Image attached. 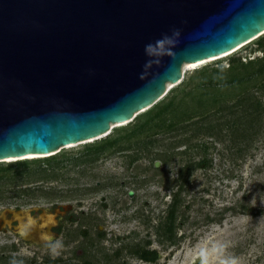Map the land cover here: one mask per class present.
<instances>
[{
	"label": "rangeland",
	"instance_id": "rangeland-1",
	"mask_svg": "<svg viewBox=\"0 0 264 264\" xmlns=\"http://www.w3.org/2000/svg\"><path fill=\"white\" fill-rule=\"evenodd\" d=\"M258 38L187 68L166 96L165 124L114 129L52 159L0 162V212L70 206L53 238L58 254L1 246L16 240L0 234V264H143L147 248L153 264H264V71L235 82L259 67ZM206 80L223 83L200 86ZM200 123L213 130L196 131ZM201 159L204 168L195 167Z\"/></svg>",
	"mask_w": 264,
	"mask_h": 264
},
{
	"label": "water",
	"instance_id": "water-1",
	"mask_svg": "<svg viewBox=\"0 0 264 264\" xmlns=\"http://www.w3.org/2000/svg\"><path fill=\"white\" fill-rule=\"evenodd\" d=\"M263 34L264 0H0V160L97 139L158 102L184 63ZM69 208H7L0 221L45 245Z\"/></svg>",
	"mask_w": 264,
	"mask_h": 264
},
{
	"label": "trees",
	"instance_id": "trees-1",
	"mask_svg": "<svg viewBox=\"0 0 264 264\" xmlns=\"http://www.w3.org/2000/svg\"><path fill=\"white\" fill-rule=\"evenodd\" d=\"M263 39H264V36L258 38L257 43L261 44ZM229 61H230V65H229V68L228 69L229 70H232V72H233L235 70L234 63L237 61V59L234 58V57H230ZM259 61H260V63H258L259 64V67L256 70L253 68V65L256 64L257 62L255 60H253V59L248 60L247 62H245L246 64H242L244 66V70L251 69V68H253L254 70L253 69L247 70V72H246L247 74L245 76L243 75V76H240L239 78L235 79V82L236 83L237 82H243L246 79H248L249 77L253 76L255 73L258 74V73H261L262 71H264V55L262 56V58H260ZM222 83L223 82L221 80H219V81L206 80V81L201 82L200 86L203 85L205 87V85H207V86L208 85H212V84L213 85L214 84L215 85H219V84H222ZM180 84L183 85L182 82ZM175 87H173L172 89H170L169 92H171L173 89L174 90L177 89ZM168 94H166L161 100H159L158 102H156L152 107H150L149 109H147V110L143 111L142 113L138 114L131 122H129V123L125 124V125L116 127L114 129L119 130V129H124V128H126V127L129 126V129L132 128L133 133L136 131L139 134V133L144 132L143 129L145 128V126L148 123L149 124H152L154 122H162L163 124H165L166 121L169 122L168 119H163L162 118L163 115H165L168 112L169 108H171L172 105H173L172 104L173 103V101H172L173 98L166 99L167 98L166 96ZM167 101H168V103L165 104ZM157 125H159V124H157ZM167 126H172V125L168 124ZM204 127L207 128V129H209V130H213V127L212 126H208V124H207L205 126L204 125H202V126L199 125L196 131H203L202 129ZM56 155H54V156L52 155V156H48L46 158H40V159L38 158V159L17 160L16 162L17 163H20V162H23V161L28 162V160H41V159L42 160L43 159L46 160V159H52V158H55ZM204 161H205L204 159H201L194 166L195 167L197 166L198 168H204V165H205L204 164ZM188 167H190V166H188ZM167 216H170L169 213L167 214ZM172 216H173L172 218H174V215L173 214H172ZM169 229H170V224H168V228H167V230H168L167 232L170 233V230ZM171 235H172V233H171ZM140 257H142L145 260H152V259H155L156 256L154 255L153 256L154 258L153 257L152 258H149L146 254L143 253V254H141Z\"/></svg>",
	"mask_w": 264,
	"mask_h": 264
},
{
	"label": "bare ground",
	"instance_id": "bare-ground-1",
	"mask_svg": "<svg viewBox=\"0 0 264 264\" xmlns=\"http://www.w3.org/2000/svg\"><path fill=\"white\" fill-rule=\"evenodd\" d=\"M256 39H257V38H253V39H251L250 41L241 44L240 46L236 47L235 49H233L232 51H230V52H228V53L221 54V55L216 56V57H213V58H208V59H204V60L196 61V62H188V63H184L183 66H182V79H181L179 82L175 83V84L169 83V84L167 85L166 92L164 93L163 97H164L166 94L169 93V90H170V89H172L173 87H175L176 85L180 84V83L183 81V79H184V73H185V70H186L187 68H189V67H190V68H195L196 66H199V65H202V64H205V63H208V62H211V61H214V60L220 59V58H224V57H226V56H228V55H230V54L236 52L237 50L241 49L242 47L248 45L249 43H251L252 41H254V40H256ZM183 70H184V71H183ZM163 97H162V98H163ZM162 98H161V99H162ZM161 99H160V100H161ZM147 109H149V108L143 109V110H141L139 113H136L135 115L137 116L138 114L142 113L143 111H145V110H147ZM127 123H128V122H123V123H120V124H112V126L110 127V130H109L106 134H104V135L98 137L97 139H91V140L83 141V142H80V143H77V144L67 145V146L63 147L62 149L72 148V147H75V146H77V145H81V144H85V143H91V142H93V141H95V140H98V139L104 138V137L108 136L109 134H111V132L113 131L114 128L119 127V126H122V125H125V124H127ZM62 149H60L59 151H61ZM52 153H55V152H52ZM52 153H51V154H52ZM48 155H49V154H48ZM41 156H43V155H40V156H38V155H31V156H24V157H20V158H9V159L0 160V162H1V161H4V162H13V161H17V160L34 159V158H40ZM44 156H45V155H44ZM51 220H53L52 217H49V221H51ZM46 224H48V223H46Z\"/></svg>",
	"mask_w": 264,
	"mask_h": 264
},
{
	"label": "flooded vegetation",
	"instance_id": "flooded-vegetation-1",
	"mask_svg": "<svg viewBox=\"0 0 264 264\" xmlns=\"http://www.w3.org/2000/svg\"><path fill=\"white\" fill-rule=\"evenodd\" d=\"M58 219V222L59 221H61L63 218H61V217H58L57 218ZM13 226L14 225H16V223H13L12 224ZM0 228H1V231H0V234H4V235H9L10 237L9 238H14L16 241L14 242V241H12V242H10V243H7V244H2L1 246H10L11 248L13 247V246H20V244H19V242H21L22 243V245L21 246H26V247H28V246H31V247H33L35 250H37V247H43V248H46V246L48 245V244H45V245H37V244H31V243H29V242H24L22 239H21V237L18 235V234H15L9 227H7V226H4L3 227V222L2 221H0ZM53 232H54V234L56 235V236H59V234H60V225L57 223V226L55 227V228H53ZM57 239V238H56ZM147 250L148 251H146L145 252V254L149 257V258H152L154 255L156 256L155 257V259H152V260H145V259H143L142 257H140V259H139V261H141L143 264H153L155 261H156V258H157V253L154 251V250H149L148 248H147ZM14 252H15V250H13ZM35 254V253H34ZM2 255H4V252H3V254ZM154 258V257H153ZM43 260V259H42ZM33 262H34V260H32ZM31 261V262H32ZM194 264H199V262H193ZM32 264V263H31Z\"/></svg>",
	"mask_w": 264,
	"mask_h": 264
},
{
	"label": "clouds",
	"instance_id": "clouds-1",
	"mask_svg": "<svg viewBox=\"0 0 264 264\" xmlns=\"http://www.w3.org/2000/svg\"><path fill=\"white\" fill-rule=\"evenodd\" d=\"M169 42H171V41H169ZM146 48H147V50L149 52L155 51L153 49L152 45H147ZM35 224H36V221L33 218L29 217L27 222L25 224L21 225V229H20L21 230V234L23 235V234L27 233L28 231H30L33 227H35ZM42 238L48 244L50 250L53 253L58 254L59 250L63 247L62 241L54 240L52 238L51 234H46ZM11 264H20V262H18L16 260H13L11 262ZM205 264H207V261H205ZM224 264H236V260L235 259H231V260L225 261Z\"/></svg>",
	"mask_w": 264,
	"mask_h": 264
}]
</instances>
